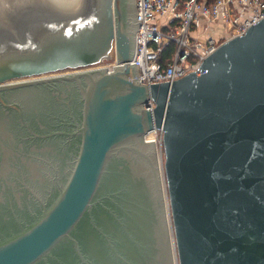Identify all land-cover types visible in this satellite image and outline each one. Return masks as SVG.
<instances>
[{
	"label": "water",
	"instance_id": "water-1",
	"mask_svg": "<svg viewBox=\"0 0 264 264\" xmlns=\"http://www.w3.org/2000/svg\"><path fill=\"white\" fill-rule=\"evenodd\" d=\"M44 8L0 29V264H120L125 236L148 264H173L159 166L177 264H264V18L223 42L201 74L142 85L130 63L135 0L104 10L87 0L72 17ZM111 51L117 65L97 67ZM47 89L62 113L32 98ZM44 116L71 131L42 130ZM154 130L163 163L144 139ZM60 134L79 144L52 193L43 148ZM128 160L126 183H107ZM119 185L131 189L124 202Z\"/></svg>",
	"mask_w": 264,
	"mask_h": 264
},
{
	"label": "built area",
	"instance_id": "built-area-1",
	"mask_svg": "<svg viewBox=\"0 0 264 264\" xmlns=\"http://www.w3.org/2000/svg\"><path fill=\"white\" fill-rule=\"evenodd\" d=\"M137 29L130 61L142 85L172 83L195 72L201 74L203 61L218 47L243 35L264 18V0H135ZM219 23L226 33L218 37L196 36L199 28L210 31ZM174 45L170 57L165 48ZM117 65L106 66L112 70ZM154 104L149 103L152 110ZM154 142L160 163L164 162L163 133L154 130L145 138Z\"/></svg>",
	"mask_w": 264,
	"mask_h": 264
},
{
	"label": "flooded vegetation",
	"instance_id": "flooded-vegetation-1",
	"mask_svg": "<svg viewBox=\"0 0 264 264\" xmlns=\"http://www.w3.org/2000/svg\"><path fill=\"white\" fill-rule=\"evenodd\" d=\"M83 1H84V7H85L87 0H83ZM92 1L95 2V4L99 7V9L104 10L106 0H92ZM30 6L32 7H29V9L27 10H30V9L32 10L37 7L36 5H30ZM23 10H26V9H23ZM19 14L20 13L18 10V12H16L15 14L11 13L8 15L9 17L8 24L10 26H13V24L17 23L16 21H17V18L19 17ZM134 14H135V11H134ZM130 25H129L130 30H132L131 22H130ZM5 26L3 25V23L0 22V29L1 27L4 28ZM134 27L136 28V26ZM68 89L69 91H71V93L72 92L74 93L72 94L73 100H71V107H72V111L76 114L77 109H78L77 103L79 102L75 100V94L77 95V91L74 92V89L71 86ZM33 96L34 97L32 98L35 99L36 102L39 101L40 97H47L49 99L51 109L46 108L44 109V112L49 111L50 114L52 111L55 113L56 112L62 113L61 112L63 110V107H61L62 103L57 102L53 100L52 98H49V97L54 96V93H52L50 90L47 89V91H44V92H35V95ZM57 122L58 121L55 122L54 119L44 116L43 121L41 123V129L46 131L47 129H51L52 127H55L56 129L58 127H61L62 131L65 133H68L71 131L72 127L66 125L65 123H57ZM78 144H79V137H76V136L70 137L64 134L56 135L54 138H51L49 141L47 140L46 146L45 148H43L45 149L44 153L46 155L47 161L45 164L44 179L43 181H41V183H46L47 188L50 189V191L52 190L51 191L52 193L57 191V186L55 185L56 183H64L67 177L68 170L71 167V164L73 162L74 156L77 153ZM130 163H131V160H128L127 162H124L123 164H120V165L118 164L117 166H115V172L113 173L111 177H109V180L107 181V183H117V179H119L121 183H126V179L123 177L122 170L127 168ZM127 183H129V181H127ZM52 186L54 187V189ZM124 186L119 185V187H117L118 190L121 191V197L119 198V201H123V202L126 200V197H127L126 195H128V193L131 195V189L128 187L129 190L126 191V187L124 188ZM130 187L133 189V185L130 184ZM130 207H133V206H130ZM131 210H132V213L134 212L136 213V209L134 207L131 208ZM133 218H134V215L132 219ZM132 223L133 225H135L134 222ZM135 227L136 226H134L132 229H135ZM125 238L128 241L127 244H119L117 246V247H121L123 250L126 251V254H124L125 255L124 257H126L127 260H125L124 262L120 264H148L147 252H145L144 249L140 250L142 248H138L139 246L133 243L134 241L132 238H127L126 236ZM113 257L115 258V256ZM108 263L109 264H119V262H116L115 260H113L112 257L111 259H109Z\"/></svg>",
	"mask_w": 264,
	"mask_h": 264
},
{
	"label": "rangeland",
	"instance_id": "rangeland-1",
	"mask_svg": "<svg viewBox=\"0 0 264 264\" xmlns=\"http://www.w3.org/2000/svg\"><path fill=\"white\" fill-rule=\"evenodd\" d=\"M57 1H59L61 3L65 1L68 3L71 0H64V1L63 0H57ZM57 1L53 0L52 3L50 4V3H48V0H0V22L3 23V25L5 26L9 22L8 21L9 20V17H8L9 14H11V13L15 14L16 12H18V10L20 13V10L29 9V7H32L30 5H36L38 7L40 4H44L45 8H47V10L50 13H52L54 16H62V14L59 13V9H57V7H58ZM77 13L80 14L81 12L79 11ZM69 16L72 17V15H69ZM115 61H116L115 53L113 51H111L110 57L106 58L105 60H103L102 62H100L96 66L99 68L110 66V65H113L115 63ZM158 172H159L162 197H163V203H164V209H165V216H166V223H167L168 236H169V242H170L172 262H173V264H177L176 258H175L176 256H175V248H174V237H173V233H172V225L170 222L171 214H170L169 207H168V201H167V198H166V195L164 192L162 171H161L160 166L158 167Z\"/></svg>",
	"mask_w": 264,
	"mask_h": 264
},
{
	"label": "bare ground",
	"instance_id": "bare-ground-1",
	"mask_svg": "<svg viewBox=\"0 0 264 264\" xmlns=\"http://www.w3.org/2000/svg\"><path fill=\"white\" fill-rule=\"evenodd\" d=\"M49 2H51V0ZM57 2H58V6H59V13L63 14V15H65V14H67V15L77 14V12H79V11L81 12L85 8L83 0H71L68 3L65 1L62 3L59 1H57ZM44 9H46V8H44Z\"/></svg>",
	"mask_w": 264,
	"mask_h": 264
},
{
	"label": "crops",
	"instance_id": "crops-1",
	"mask_svg": "<svg viewBox=\"0 0 264 264\" xmlns=\"http://www.w3.org/2000/svg\"><path fill=\"white\" fill-rule=\"evenodd\" d=\"M220 33H226V27L224 26V24L219 23L218 25H215V27L210 28V31H205L203 30V28H199L198 32L195 34L196 36H215L218 37Z\"/></svg>",
	"mask_w": 264,
	"mask_h": 264
},
{
	"label": "trees",
	"instance_id": "trees-1",
	"mask_svg": "<svg viewBox=\"0 0 264 264\" xmlns=\"http://www.w3.org/2000/svg\"><path fill=\"white\" fill-rule=\"evenodd\" d=\"M174 45H169V46H167L166 48H165V51H164V53H163V57H165V58H168V57H170V55L172 54V52L174 51Z\"/></svg>",
	"mask_w": 264,
	"mask_h": 264
}]
</instances>
